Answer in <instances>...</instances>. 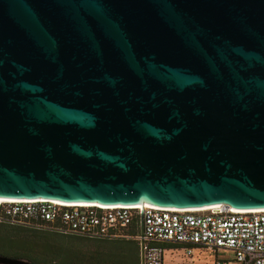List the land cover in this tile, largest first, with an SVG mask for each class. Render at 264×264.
I'll list each match as a JSON object with an SVG mask.
<instances>
[{
    "label": "water",
    "instance_id": "1",
    "mask_svg": "<svg viewBox=\"0 0 264 264\" xmlns=\"http://www.w3.org/2000/svg\"><path fill=\"white\" fill-rule=\"evenodd\" d=\"M0 198L264 210V0H0Z\"/></svg>",
    "mask_w": 264,
    "mask_h": 264
},
{
    "label": "built area",
    "instance_id": "2",
    "mask_svg": "<svg viewBox=\"0 0 264 264\" xmlns=\"http://www.w3.org/2000/svg\"><path fill=\"white\" fill-rule=\"evenodd\" d=\"M45 224L58 230L91 237L120 238L134 224L141 228L143 264H164L165 250L159 242L185 244L193 248L225 252L216 264H264V211L244 213L228 207L207 211L170 209L151 205H83L57 200L0 202V224Z\"/></svg>",
    "mask_w": 264,
    "mask_h": 264
},
{
    "label": "trees",
    "instance_id": "3",
    "mask_svg": "<svg viewBox=\"0 0 264 264\" xmlns=\"http://www.w3.org/2000/svg\"><path fill=\"white\" fill-rule=\"evenodd\" d=\"M20 228L34 232H47L52 235L93 240L96 244L86 251L81 248H70L64 252L59 247L53 248V251L50 252V259L45 260L48 255V252H46L43 260L40 256L41 252H39L41 249L37 250L43 246L38 242L40 239L37 238V234L35 236H23L17 233V230ZM140 230V226L134 224L124 230V237L104 238L64 232L41 223L33 224L30 222L21 224L5 221L0 224V256L27 261L28 264H54L58 261H60L59 264H141V244L138 240ZM50 238L57 240V237ZM46 239L48 241L51 240L48 237ZM48 241L45 242L44 248H52V245ZM155 245L163 250L187 248L185 244L176 242H159Z\"/></svg>",
    "mask_w": 264,
    "mask_h": 264
},
{
    "label": "rangeland",
    "instance_id": "4",
    "mask_svg": "<svg viewBox=\"0 0 264 264\" xmlns=\"http://www.w3.org/2000/svg\"><path fill=\"white\" fill-rule=\"evenodd\" d=\"M17 233L22 234L23 236H35L37 234V238L40 239L38 241L40 245H43L42 248H38L37 250L41 252L40 256L43 259L44 254L48 252L47 259H50V252L53 251V248H58L64 252L69 250L70 248H81L83 250H89L91 249L96 242L93 240H88V239H83V238H76V237H70V236H61V235H52L51 233L47 232H34L31 230H26L20 228L17 230ZM45 236V238H44ZM56 238V239H51L50 237ZM48 237V239H46ZM59 239V241H58ZM56 240V241H55ZM49 242V244L52 245V248H44L45 242ZM51 241V242H50ZM47 249V250H46ZM33 253V252H32ZM31 253V254H32ZM35 255V253H33ZM222 256H228L225 254V252H218V255L214 254V252L209 251V250H202L199 248H194L192 250V253H188L187 249H168L164 253V264H216V258L217 257H222ZM35 257V256H33ZM41 260V259H40ZM44 260V259H43ZM60 260V259H59ZM60 261L55 262L54 264H59Z\"/></svg>",
    "mask_w": 264,
    "mask_h": 264
},
{
    "label": "bare ground",
    "instance_id": "5",
    "mask_svg": "<svg viewBox=\"0 0 264 264\" xmlns=\"http://www.w3.org/2000/svg\"><path fill=\"white\" fill-rule=\"evenodd\" d=\"M9 201H31V200H15V199H2L0 198V202H9ZM83 205H98L96 203H82ZM121 206V205H119ZM152 206V205H151ZM132 207H138V206H132ZM217 207H221V206H211V207H205V208H197V209H187V210H192V211H207L213 208H217ZM170 209H174V208H170ZM238 212H244V213H252V212H262L264 210H252V211H240V210H236Z\"/></svg>",
    "mask_w": 264,
    "mask_h": 264
},
{
    "label": "crops",
    "instance_id": "6",
    "mask_svg": "<svg viewBox=\"0 0 264 264\" xmlns=\"http://www.w3.org/2000/svg\"><path fill=\"white\" fill-rule=\"evenodd\" d=\"M194 249V248H193ZM166 251V250H165ZM213 252V251H212ZM214 254H216V256L218 255V252H214ZM226 254V253H225ZM228 255V254H227ZM222 257H226V256H222ZM219 259V257L216 258V260Z\"/></svg>",
    "mask_w": 264,
    "mask_h": 264
}]
</instances>
